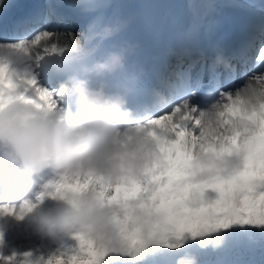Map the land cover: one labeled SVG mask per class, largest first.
<instances>
[{
	"label": "snow or ice",
	"instance_id": "snow-or-ice-1",
	"mask_svg": "<svg viewBox=\"0 0 264 264\" xmlns=\"http://www.w3.org/2000/svg\"><path fill=\"white\" fill-rule=\"evenodd\" d=\"M13 4L14 0H0V30L7 26L11 28L13 34L18 35L32 31V26L41 22L42 18L38 13L10 18ZM248 7L256 8L257 5L249 4ZM259 10L264 12V5H259ZM55 15L56 9L49 2L48 14L43 18L45 26L36 30L31 40L13 41L0 38V104L19 99L37 108H53L59 103L60 91H50L41 87L36 75L29 76L27 72L21 75L13 70L11 61L4 54L5 49L10 54L22 51L30 61L29 71L32 72L40 68V62L46 57L63 55V52L67 51V46L61 47V38L71 36L75 39V34L72 31L66 33L61 31L63 21L57 18L53 23L52 17ZM256 31L255 26L250 28L246 37L232 48L217 43L213 48L214 59L211 64L196 60L185 64L183 57L175 66L167 62L162 63L160 71L175 78L182 95L165 114L149 122L152 130L147 133L148 139H142L138 145L146 151L158 153L161 143H175L169 139L171 134L174 133L179 139L181 133H186L187 138H191L197 126L203 129L199 135L205 137L210 130L206 120L213 114L224 117L238 110L243 114L233 123L231 134H221L220 138L224 145L228 146L227 142L239 135L243 144L246 140L243 133L251 134L257 129V124L253 120L257 113L256 109L247 112L241 87H237L234 81L238 65L247 68L253 60L250 51L256 41ZM259 33L260 42L255 46L254 68L264 65V16L259 25ZM220 66L224 67V73L218 70ZM244 79V84L250 81L264 82V71L253 70L251 75L245 71ZM30 90L34 91V95H28ZM202 91H206V98L203 102H198L197 98ZM147 100L146 93L144 100L140 102L141 105H145ZM259 108V117L264 120V104ZM174 117H178L175 124L169 126L162 123ZM143 130L138 129L139 132ZM187 138L186 143H190ZM127 150L129 149L125 144L118 159ZM232 156L238 157L239 162L230 163L228 157L219 162L223 169L222 178L225 180L239 176L247 166L246 152H234ZM90 175L100 176L89 171L75 178L66 177L55 183L54 191L49 194L73 201L88 195L111 207L119 233L118 248H110L107 243L98 241L86 233H79L74 237L78 241L77 247L53 255L46 261L43 258L38 262L33 261L31 253H25L23 259L18 262L15 253L7 258L0 255V260H6V264H109L110 251L118 252L123 259L139 261L153 244L163 245L169 249H178L188 243L199 247L202 244H211L213 250L251 247L256 244L264 246V174L235 187H216L214 192L218 195L215 198L202 197L200 193H194L188 199L173 200L171 198L173 194L169 193L168 199L163 203L160 198L153 197L161 184L167 183V180L154 182L151 176L147 175L139 177L142 190L136 195H127L123 191L116 193L115 189L121 181L119 176L113 175L104 176V183L110 185L109 191H101V186L95 179L84 191L70 190L71 185L77 181L85 183ZM218 176L219 173L211 172L195 178L192 182L198 183L203 180L214 183ZM28 207L29 205L25 203L19 208V217H23ZM6 214H17V209L10 205H0V216Z\"/></svg>",
	"mask_w": 264,
	"mask_h": 264
},
{
	"label": "clouds",
	"instance_id": "clouds-1",
	"mask_svg": "<svg viewBox=\"0 0 264 264\" xmlns=\"http://www.w3.org/2000/svg\"><path fill=\"white\" fill-rule=\"evenodd\" d=\"M127 51L113 50L87 63L82 74L61 85L53 108H37L19 99L0 104V187L21 197L25 185L35 187V178L46 171L59 182L89 171L116 174L124 145L131 150L142 140L127 124L132 116L127 95L112 90L106 79L127 71ZM54 184L40 193L38 203L25 202L29 207L21 219L27 218L37 233L61 241L86 233L110 248L119 247L111 207L88 195L75 201L52 196ZM46 198L51 203L45 205ZM108 255L121 257L116 251Z\"/></svg>",
	"mask_w": 264,
	"mask_h": 264
},
{
	"label": "bare ground",
	"instance_id": "bare-ground-1",
	"mask_svg": "<svg viewBox=\"0 0 264 264\" xmlns=\"http://www.w3.org/2000/svg\"><path fill=\"white\" fill-rule=\"evenodd\" d=\"M31 1H34V0H14V4L11 7V9L17 10L18 7H21L23 4L29 3ZM54 2L57 3L61 9L66 10L67 14H69V15L71 14L72 17L75 18L72 21L70 19L65 18V15L58 14L57 12H56V15L53 16V23H55L57 18H59L63 21V25L61 26V31H63L65 33L68 31V29L64 28V25H67L70 28L71 27L74 28L76 25H78V23H80L81 19H84L85 17L89 16L88 22H86L84 27H80L79 30L73 29V32L75 34V39H73L71 36L62 37V43L60 44L61 47L63 48L65 46H67V51H64L63 55L77 54V53L89 51L90 53H92L96 56L100 53L101 42H102L104 36L110 34V32L114 29L118 30L119 32H122L125 27H128V24H130L131 20H134V19L139 20L140 19V15H139V7L140 6L139 5L142 3L141 0H54ZM159 2L164 5L163 13L165 15L167 14L170 16L171 13H173V11H174L175 6H178V7L182 8L188 12H191L193 15H196L202 19H208L209 17L216 15L220 11H226L228 6L229 7L242 8L245 6V3H246L245 0H159ZM107 7H108V9L105 10ZM114 11H117L116 16L113 15ZM32 13H25L22 16L29 15ZM19 17H21V16H19ZM120 21L122 23L119 26H117ZM93 22H95V23H93ZM40 26L41 27L45 26L43 23V20L40 23L36 24V27H40ZM134 29H135L134 26L130 27V32L126 35V38L124 39L127 41L125 44H122L123 46L127 45V46L132 48L133 46L136 45L137 39H136V32L133 31ZM38 30H39V28H38ZM137 30H139V29H137ZM31 33H32L31 31H28V32H24V33H21L18 35H14L12 37H3V38L10 39L13 41L21 40V39L31 40L35 35V33H33V35H30ZM4 51H8V50L5 49ZM4 54L11 61V66H12L13 70L18 71L21 74L22 63L18 64V60H21V59H19L18 55H15L12 53L10 54L9 51L7 53H4ZM59 56H61V55H52V56H48L44 60H42L40 62L41 66L38 69V74L35 72H32V71H29V70L26 72L28 73L29 76L36 74L38 80H41L42 82H44L45 85L49 88V90L54 88L55 92H59L61 85L63 83H61L60 85H57L56 83L58 80L56 79V73H52V74L50 73V75L55 76V78L53 80H51L48 76V71L44 69V65L46 63L53 62ZM211 63H212V61L209 62V64H211ZM17 67H19V70H17ZM218 70L221 73L225 72V69L222 66H220ZM253 70L264 71V65H262L258 69V67L254 68V64H252L250 62L247 65V68H243L242 70H240L238 68V72L236 75V78H237L236 83H238L240 80L243 79L245 71H247L248 75H251ZM24 74H22V75H24ZM247 83L252 84V88H253L254 93H252L249 96H246V98H244L245 103H252L253 101L258 102V107L256 109L257 115L253 117V120L257 124V129L255 132H253L251 134L243 133L246 136V140L243 144L241 143V139H240L239 135H237L232 140L228 141L227 142L228 146H225L222 144H220V145L218 144V146H217V145H214L212 143L215 138L216 139L220 138V135L222 134V132L224 130V129H220V127L222 125L221 124L222 123V119H221L222 117H220L218 114H214V116H216V118L213 117V115H212L210 117L211 120H208V119L206 120L207 126L210 124V122L212 123L207 136L201 137L199 135V132L202 133L203 129H200V127L197 126L196 132L193 133V136L191 138H187L186 133H181L180 137H179V141L175 140L176 138L174 137L175 139L173 138L171 140L175 141V143H169V145L167 147H165L163 149V151L161 152L162 155L166 154L167 161L169 163H171V165L173 163L174 164L178 163V162L180 163L179 169H180L181 173L183 174V177L185 179V184H186L185 185V191L188 188L193 187L195 193H201L202 190H204L203 187L205 185L199 184V183H193L192 181L197 177H201L202 174L207 175L208 173H211V172L219 173V176L217 177V183L219 186H221V185L223 187L226 185L231 186V183H235L236 186L241 184L240 181L237 180V177H234V179H235L234 181L223 179L222 178L223 169L219 164V162L223 161L226 157L229 158V161H231V163H235L236 156H232V155L234 152L237 151L236 150L237 147L240 149V151H244L247 153L246 169L250 168L251 172H252V170L255 171L253 173L250 172V174H245L246 171H243L242 173H240V175H242V174L244 175L245 180L251 179L250 177H252V176H253V178L258 177V175H260L261 172L263 171V169H261V167H262V164H264V120H261L259 117V111H260L259 106L264 104V82L250 81ZM158 90H159L160 98H166L169 95H171L172 99H175L174 94L178 90L180 91L179 86H178V82L175 80V78L173 76H171L168 73H165L164 84L160 85L158 87ZM20 91H23V89H20ZM242 92L244 93L245 91H242ZM28 95H30V96L34 95V91L30 90ZM168 106H170V103L166 104L161 109H165ZM158 111L159 110H156L153 115H149L147 117H145L146 114H148L150 112H146L145 110L139 112L138 114H136V112H132V116L130 117V119L127 122V124L130 126V131L135 132L138 129H141V128H138V126H139V124L143 123L141 125H142V127H143V125L145 126L146 130H144V132H146L148 125H150L149 122L152 119L158 117L159 115H163L167 112V111H165V112L157 113ZM239 113L240 112H236L237 115ZM139 114H141V115H139ZM241 114H243V113H241ZM231 115H233V113ZM231 117H233V116H231ZM137 119H139L138 121H140V122L134 121ZM140 119H142V120H140ZM173 119L170 120V121H172L170 123V126L177 122L178 117H175V119H177V120H173ZM170 121L162 122V123L169 124ZM223 122H224V119H223ZM217 123H219V124H217ZM218 126H220L218 129L219 131L215 136V133L217 132ZM227 134H230V133H227ZM186 138L189 139L191 142L187 143V145H189L190 147L188 149L187 157L183 161L182 160V158L184 156L183 153H185L184 151H185V148L187 146V145L185 146ZM206 138H208V140L212 141L211 144L210 145H208V144L203 145L202 144L203 149H201L202 150L201 153L199 154L197 152V154H195V156L192 157L191 151H189V150L194 149V148H192L193 147L192 145L201 144V142H203ZM180 139H182L181 143H180ZM220 140H221V138H220ZM207 141H205V142H207ZM137 147H138V153H139L138 158H140V160H142V158L146 155V151H144L142 149V147L138 144H137ZM161 150L162 149H160V151ZM150 151L151 150H148L147 152L151 153ZM160 151H159V153H160ZM173 151L175 152V156L173 154L174 153ZM238 152H239V150H238ZM147 155H149V154H147ZM172 156H173V161H172ZM237 159H239V158H237ZM129 160H130V158H129ZM165 162H164V164H165ZM238 162H239V160H238ZM132 163H133V159H132ZM254 173H256V174H254ZM136 174L139 175V171H137ZM114 176H117V175L115 174ZM105 186L110 187V185H107V184H105ZM24 193H25V195L21 196L19 198V200H17V201H11L8 199L5 201H0L1 202L0 205H10V206H14L17 209V214H6L4 216H0V228H4L6 226L12 227V226H14L15 222L18 220L21 221V225L23 227L29 226L27 218L21 219L18 215L19 208L25 202H28L29 204H31L34 201V199L28 197V196H33L31 191L24 190ZM14 194H16V193L11 192V191L4 192V193H2L1 198H9V197L13 196ZM41 236L46 237L51 243H53L52 237L46 236V235H41ZM152 253H153V248H151L150 250H148L145 253L143 259H141L139 261H133L131 258H128L126 260V262L124 261L125 262L124 264H150V259L153 257ZM3 257L7 258V256L5 254L3 255ZM2 261H0V264ZM109 264H120V263H118V261L116 262L115 260H113V258L112 259L110 258ZM152 264H156V263H152Z\"/></svg>",
	"mask_w": 264,
	"mask_h": 264
},
{
	"label": "rangeland",
	"instance_id": "rangeland-1",
	"mask_svg": "<svg viewBox=\"0 0 264 264\" xmlns=\"http://www.w3.org/2000/svg\"><path fill=\"white\" fill-rule=\"evenodd\" d=\"M69 18H71V17H69ZM86 22H87V20L86 21L82 20L74 28L73 27L70 28L67 25H64V28H67L68 31L73 32V29L79 30L80 27H84ZM40 28H41V26H40ZM61 43H62V38L60 40V44ZM7 52L8 51H4V53H7ZM12 54L18 55L19 59H21L18 61V63L21 64L23 62L22 66H21V75L24 74L26 71H28L30 61L25 56V54L22 51L14 52ZM35 73L38 74V69L35 71ZM244 82H245V79L243 77V79L240 80L236 84V86L238 85L237 87H241L240 91H244L245 89L247 90L243 93L244 98H246V96H249L250 94L254 93V91L252 88V84L247 83V82L244 84ZM39 83H40L41 87L48 88L45 85V83L42 82L41 80H39ZM50 91H55V89L52 88V89H50ZM179 100L180 99H178V101ZM178 101H174L169 107H166L165 109L161 110L160 112L168 111L171 107H173L174 103H176ZM244 107L246 108L247 112H249V111L251 112L252 109H257L258 102L253 101L252 103H245ZM160 112H157V113H160ZM236 112H240V113L237 115ZM236 112H233V115H231L232 114L231 113L230 115H226V116L221 118L222 119V123H221L222 128L220 126L217 127V132L215 133V136L219 131L218 130L219 127H220V129H224L222 134H227V133L231 134L233 123L236 121V119H238L242 115L241 114L242 111L238 110ZM150 115H153V114H150ZM231 116H233V117H231ZM213 117L216 118V116H214V114H213ZM223 119H224V122H223ZM140 120H142V119H140ZM173 120H177V119H175V117H174ZM208 120H211V119H208ZM135 122H140V121L137 120ZM171 122L172 121L169 122V124H168L169 126H170ZM141 124H143V123H141ZM141 124H139L138 128H143L144 130H146L145 126L143 125V127H142ZM217 124H219V123H217ZM211 125H212V123L210 122L208 127L210 128ZM156 127L158 128L159 125H157ZM150 128H151V126L148 125L146 132H144V130L142 132H139L141 139H148L147 133L150 130H152V128L151 129ZM174 137L176 138V136L173 133L170 135L169 139H173ZM175 140L179 141V139H177V138ZM181 140L182 139H180V143H181ZM207 140H208V138H206L203 142H201V144L192 145L193 146L192 148H194V149L189 150V151H191L192 157H194L195 154H197V152L199 154L201 153V151H202L201 149H203V145H207V144L210 145L211 144L212 141H210V140L207 141ZM205 141H207V142H205ZM212 143L214 145H217V146H218V144L224 145V143L220 140V138L219 139L215 138ZM168 145H169V143H161L159 150H158V153L155 151H150L152 154L147 152L148 150L146 151L142 147V149L144 151H146V155L142 158V160H140V158H138L139 153H138L137 145L134 149L127 150L126 153L123 155V157L118 159V162L116 165V168H117L116 175L119 176L121 183L115 189V192L119 193V192L123 191L127 195H136L137 193H139L142 190V186L139 182V177L142 175H147V176H151V178L154 182L164 181L165 179L167 180V183L161 184L160 188L158 189V191L155 193V195L153 197L154 199L160 198L162 200V203H163L164 201H166L168 199L169 193L173 194L171 197L173 200L190 198L195 193L194 188L193 187L188 188L185 191V185L186 184H185V179L183 177V174L181 173V171L179 169L180 163L179 162L175 163V164L173 163L171 165V163H169L167 161L166 154L165 155L161 154L163 149L165 147H167ZM186 145H187V143H185V146ZM189 147L190 146L187 145L185 148V151H184L185 153H183V155L185 157L183 156V158H182L183 161L187 157ZM160 149H162V150L160 151ZM236 150H237L236 152H238V150L240 151V149L238 147ZM159 151H160V153H159ZM147 154H149V155H147ZM173 154L175 156V152ZM129 158H130V160H129ZM237 158L238 157L235 158V163L238 162V160H239ZM132 159H133V163H132ZM172 161H173V156H172ZM164 162H165V164H164ZM229 162L231 163V161H229ZM261 169H263V171L261 172L260 175H258V177L261 176L262 174H264L263 173L264 172V164H262ZM137 171H139V175L136 174ZM245 171H246L245 174H250V172H251L250 168L249 169L247 168ZM253 172H255V171L252 170L251 173H253ZM254 174H256V173H254ZM203 176H205V175L202 174L201 177H203ZM258 177H254V178H258ZM250 178H253V176ZM93 179H95L96 182L98 184H100L101 191H109L110 190L109 186H105L104 176L97 177L95 175L88 176L86 179V182L83 184H81L79 181H77L75 184L70 186V190L75 191V192L84 191L91 185ZM231 180L234 181L235 179L233 178ZM237 180L240 181V183H243V182L247 181L248 179L245 180L244 175L242 174L240 176H237ZM57 182H59V177L51 178L47 183H44L37 191H35L33 193L34 194L33 196H28V197L34 199V201L31 204L39 202V195H40V193H42L46 190L45 189L46 186H48L49 184L57 183ZM206 182L207 181H203V180L198 182L199 184L205 185L203 187L204 190H202V192L200 193L202 197L215 198L218 194L214 192V189L216 187H221V188L225 187V186L223 187L222 185L219 186L217 183V179L214 183H208V182L206 183ZM235 186H236L235 183H231V186H228V187H235ZM19 198L20 197L14 196L12 198H7V199L11 200V201H17V200H19ZM7 199L3 198V199H0V201H5ZM49 203H51V200L46 198L45 205H47ZM0 234H2V237H0V255L3 256L5 254L7 257H9L15 253L16 257H17V262L23 259V256L25 253H31L32 254L31 259L33 261L38 262V261H40L41 258H43V260L46 261L48 258H50L53 255H59L61 252H68L72 248H75L78 246V241H76L74 238H68V239H64L63 241H61L58 238L52 237L53 243H51L46 237L39 235L34 230V228L32 226L29 225V226L23 227L21 225L20 220L16 221L14 226H12V227L6 226L4 228H0ZM60 246L62 248H60ZM255 246L256 245H253L251 247H244L245 250H243V247L242 248H236L235 250H233L232 256H229L227 254V248L219 249V250H213L211 248V244H202L201 245V247H207V249H202L198 245H193L191 243H188L184 247H181L178 249H169L163 245L153 244V245L149 246L148 250L153 248V253H152L153 257L151 258L152 260L150 259V264H152V263H156V264H264L262 261H260V256L257 253ZM261 252L264 253V250H262ZM127 259L128 258L123 259L122 257L113 258V260H115L116 262L118 261V263H120V264H124ZM0 261H2V260H0ZM1 264H6V260H3L1 262Z\"/></svg>",
	"mask_w": 264,
	"mask_h": 264
},
{
	"label": "trees",
	"instance_id": "trees-1",
	"mask_svg": "<svg viewBox=\"0 0 264 264\" xmlns=\"http://www.w3.org/2000/svg\"><path fill=\"white\" fill-rule=\"evenodd\" d=\"M257 239H259V237L257 236ZM257 253L260 256V260L264 263V253H262L261 251L264 250V246L260 245V244H256L255 246ZM236 248H232L229 247L227 248V254L229 256H232L233 250H235ZM243 250H245V248L243 247Z\"/></svg>",
	"mask_w": 264,
	"mask_h": 264
}]
</instances>
